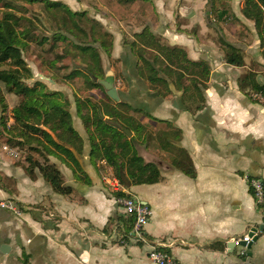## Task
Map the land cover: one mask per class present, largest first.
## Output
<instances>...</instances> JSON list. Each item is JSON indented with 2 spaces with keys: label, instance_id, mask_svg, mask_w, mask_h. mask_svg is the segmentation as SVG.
I'll list each match as a JSON object with an SVG mask.
<instances>
[{
  "label": "crops",
  "instance_id": "crops-1",
  "mask_svg": "<svg viewBox=\"0 0 264 264\" xmlns=\"http://www.w3.org/2000/svg\"><path fill=\"white\" fill-rule=\"evenodd\" d=\"M53 1L86 12L115 35L112 56L120 57L127 85L125 90L118 88L122 102L136 118L139 110L144 111L140 123H152L156 129L152 134L159 136L145 145V131L140 134L143 131L128 127L137 137L140 155L156 163L162 177L156 183L131 182L126 187L128 194L152 209L143 231L146 240L137 241L127 236L128 223L116 191L105 180L108 176L91 162L89 142L80 159L82 176L53 156L58 160L51 162L60 168L72 192H55L40 173L23 176L28 190L22 189L19 200L28 203V210L17 216L0 205V264H155L149 250L160 244L175 264H264V232L259 229L264 208L250 184L253 177L264 180V98L241 90L239 79L247 75V65L227 63L212 35L213 26L212 32L205 31L198 10L208 0H136L130 21L118 20L100 0ZM145 26L169 45L184 48L190 60L212 66L203 90L204 106L196 108V102L187 108L184 90L172 82V96L160 95L139 73L132 48L128 47L126 58L120 55L124 36ZM76 129L87 135L81 126ZM174 158L191 163L195 176L172 164ZM2 169L7 175L16 172L0 160ZM8 198L0 187V201ZM250 233L257 240L248 250L251 258L245 260L241 252L246 248L239 242ZM2 243L9 246L5 251Z\"/></svg>",
  "mask_w": 264,
  "mask_h": 264
},
{
  "label": "trees",
  "instance_id": "trees-1",
  "mask_svg": "<svg viewBox=\"0 0 264 264\" xmlns=\"http://www.w3.org/2000/svg\"><path fill=\"white\" fill-rule=\"evenodd\" d=\"M24 5L29 3H43L51 19L58 18V13H63L61 25L55 30L53 35L52 48L58 41H68L82 55H89L94 65L90 63L86 66V72L92 77L93 84L104 86L98 81V70H103L101 64L100 51L92 44H82L74 41L72 37L61 32L64 27L69 33L78 36L79 31L85 32L75 21L77 17L85 16L86 12H74L70 7L60 1L53 0H20ZM17 0H0V125L8 128L9 132L18 139V143L26 144L28 147L38 151H46L48 155L59 157L63 162L70 166L74 173L82 176L84 174L83 166L78 155L83 154L84 140L82 135L73 125L72 114L69 111L68 103L62 101L61 92L51 90L44 82L37 80L33 84H28L26 80L32 79L34 73L24 57V49L28 41L33 36L34 30L28 26L31 16L26 17L24 12L28 10L26 6L20 7L16 4ZM118 20L130 21L137 9V2L133 0L127 3L126 0H100ZM217 8L218 17L225 19L227 14L224 7ZM214 0H208V3L215 4ZM207 3V4H208ZM243 14L254 21L261 41H264V0H245V6L242 9ZM68 20L71 25L68 26ZM25 22V23H24ZM94 22V21H93ZM100 27L103 25L99 22ZM96 30L95 23L91 27ZM104 27H102V30ZM106 35L109 31L103 30ZM111 34V33H110ZM85 37L88 36L84 33ZM93 37V33L91 35ZM136 48L134 53L139 59L138 70L143 78L147 80L150 88L156 90L160 95L167 96L166 92L172 93L170 82L167 76L178 89H183V100L190 108L193 103L198 102L196 108H201L205 104L203 89L200 86V75L202 67L206 61L190 60L184 48L172 46L164 43V39L151 31L149 26H145L141 32L135 33ZM44 38V37H43ZM163 41H162V40ZM44 39L40 41L43 44ZM96 38L94 39V43ZM224 50V59L227 63L242 66L244 57L233 43L223 40L221 42ZM53 65V62H52ZM98 66V70H97ZM82 70L72 71L68 77H78L84 73ZM263 81L257 79L254 72L248 73L239 81V87L242 91H254L264 98V70L262 72ZM112 80V79H111ZM11 93L19 96V103L12 109L14 124L8 126L5 120L7 104L5 94ZM89 100L77 98V112L82 118L86 130L89 134L91 143V160L102 159L111 165L116 176L121 180L120 172L124 171L132 184H152L161 179L159 166L154 162H147L139 154L135 145V136L129 137L121 130L123 125L112 123L110 119H104L97 105L89 104ZM93 108V114H84L82 111ZM104 114V113H103ZM148 114V113H146ZM105 115V114H104ZM8 126V127H7ZM91 126L94 130H91ZM56 134L57 138L54 137ZM1 134V127H0ZM74 147V148H73ZM32 149V150H33ZM101 160V161H102ZM30 165L26 168L28 175L35 176V169L38 168L43 177L51 184L53 190L61 194H70L72 187L64 183L61 170L54 163H41L38 160H30ZM172 164L185 173L194 177L195 168L191 163H186L180 159H172ZM122 182V180H121ZM123 183V182H122ZM126 188V186H125ZM117 197L130 196L127 192L116 191ZM128 223V238L131 237V231L134 226V219L130 217L125 219ZM167 250L165 247H163Z\"/></svg>",
  "mask_w": 264,
  "mask_h": 264
},
{
  "label": "rangeland",
  "instance_id": "rangeland-1",
  "mask_svg": "<svg viewBox=\"0 0 264 264\" xmlns=\"http://www.w3.org/2000/svg\"><path fill=\"white\" fill-rule=\"evenodd\" d=\"M126 1L127 3H131L133 0ZM215 2L216 0H214V3ZM218 3L219 6L224 7L223 9H226L227 11L225 19H221L217 15L218 11L221 9L217 8V2L216 5L208 3L203 9L201 8L198 10L199 15L204 19L205 31L207 32L209 30L212 32L213 29L215 32H212L214 40L216 39L215 42L223 52L224 50L226 51V48L221 44L223 40L233 43L244 57V65H247L246 73L254 72L258 79L261 70H264V41H261L254 21L248 19L242 12L243 7L245 6V0H218ZM16 4L20 7L26 8L24 2L20 0H17ZM27 7L28 8L26 9L28 10V13L25 11L24 15L26 17L31 16L29 19L32 20V23L28 22V26L31 31L34 30V33L30 39L31 41H28L23 53L28 65L34 73V77L26 80V82L28 84H33L35 81L40 80L51 90L60 91L62 93L61 99L68 103L67 107L72 114L74 127L81 126V128L87 133V135L82 136L84 143L87 141L91 146L89 134L82 118L79 117L77 112L78 97L89 100V104L97 105V109L100 111L104 119H110L112 123H118L128 129L130 127L132 130L136 131V133H140V131L144 130L145 145L146 143L149 144L152 142V137L155 138L159 136V134H156L155 136L152 134L156 130L153 128L152 123H140L139 117L141 114H145L144 111L139 110L138 112L141 113H137L136 118L134 116L136 113H132L133 111H131L126 103L113 100L107 94L105 88L93 84L91 75L86 72V66L89 63L94 65V62L89 55H82V53L79 52L80 50L77 51V49L69 44L68 41H58L56 46L52 48L53 35L55 34L57 27L61 25L60 21L61 17L64 15L63 13H58V17L60 16V18L57 22L58 18H56L57 20L50 18L43 3H29V6ZM74 20L79 22L80 27L85 31L84 33L88 34V36L85 37L84 33L79 31L78 36L76 37L74 34L69 33L64 27H62L61 32L72 37L74 41L79 43H89L94 45V47L100 51L101 64L103 65V70L101 71L98 70L97 66L99 74L98 80L105 79L109 76L117 88L125 90L127 85L123 79L122 61L120 57L112 56V51L114 52L116 47H114L116 39L115 35L110 31L108 35H106L105 32H103L104 29L107 30L105 26L102 24V27H104L102 30V27L96 22L97 20L88 17L87 14L82 17H77ZM93 23H95L96 28L94 32L91 29ZM70 25L71 21L68 20V26ZM211 26H213L212 29H210ZM197 28H195V31ZM92 33L93 37H91ZM95 38L96 42L94 43ZM43 39V44H40V41ZM122 41L121 51L124 52H121L120 55L126 58L128 47L132 48L133 54L135 55L136 52L134 53V48L137 46L135 33H132L128 38L124 36ZM163 42L167 43L166 41ZM211 69L212 66L209 63H205L204 67H202V73L199 78L201 80L200 86L203 90L207 87V82L210 79V73L208 74V72H210ZM76 70H82L84 73L79 74L78 77H68L72 71L76 72ZM49 78H54L56 81L53 82ZM167 78L169 82L174 84L171 77L167 76ZM98 80L96 82H98ZM174 87L177 90H183L178 89L175 84ZM171 91L173 92L172 89ZM248 93L255 98L258 96V94L251 89L248 90ZM166 94H168L167 96H172L173 93L169 94L167 91ZM20 99L21 98L15 94H5L7 104L5 120L9 127L14 124L12 109L19 103ZM186 107L188 106L186 105ZM82 111L84 114H93V108H88L87 110L84 108ZM138 124L140 126H138ZM0 127V160L7 161L9 165L16 170L15 174L11 175H7L3 169L0 170V187L9 193L10 196L7 200H1L0 203L3 202L6 205L14 207L16 209L14 213L17 216H21L26 210H28V203L21 202L19 200V195L22 192V189L24 192L28 190L27 182H24L22 178L23 176L25 178H28L29 176L26 168L30 165V160H38L41 163L46 164L54 163L51 161H57L58 159L56 160L54 155H48L44 150H34L26 144L18 143L19 140L9 132L8 128H4L1 125ZM91 130H94L93 126H91ZM144 131L140 134H144ZM53 135L59 140L55 133H53ZM136 140L137 137H135V145L137 142ZM84 153L85 152L83 151V154L78 155L79 159H83ZM59 160L61 159L59 158ZM101 160L102 159H96L94 162L91 160V162L96 167L100 166L99 168L105 176L111 177L113 174L116 176L111 165L106 163L105 160ZM83 163L84 162H81L82 165ZM38 173L42 175L40 170L36 168L35 176Z\"/></svg>",
  "mask_w": 264,
  "mask_h": 264
},
{
  "label": "built area",
  "instance_id": "built-area-1",
  "mask_svg": "<svg viewBox=\"0 0 264 264\" xmlns=\"http://www.w3.org/2000/svg\"><path fill=\"white\" fill-rule=\"evenodd\" d=\"M105 180L111 186L114 191H123L126 192L124 183L116 177L114 174L111 177H106ZM250 184L254 189V194L256 201L259 205L264 208V180L262 178L253 177L250 178ZM120 205L122 206L123 217L128 219L133 217L134 226L131 233V238L133 240H146V237L143 233L145 224L149 221L152 216V209L150 205L135 199L132 195L126 197H117ZM2 207H6L12 211L16 209L10 205H6L3 202L0 203ZM253 236L246 235L244 240L247 242L252 241ZM164 246L154 245L149 250V258L155 264H175L174 257L163 248ZM245 253V249L241 252Z\"/></svg>",
  "mask_w": 264,
  "mask_h": 264
},
{
  "label": "water",
  "instance_id": "water-1",
  "mask_svg": "<svg viewBox=\"0 0 264 264\" xmlns=\"http://www.w3.org/2000/svg\"><path fill=\"white\" fill-rule=\"evenodd\" d=\"M111 72V71H109ZM106 89L107 94L115 101H120V93L118 88L114 85L113 81L111 80V78L109 76H107V78L105 79H100L98 80ZM121 130L124 131L129 137H132L133 133L132 131H130L128 128L126 127H121ZM120 177L122 182L124 183V185L126 187H130L131 186V181L129 180V178L126 176V174L124 173V171L120 172ZM259 229L260 232H264V223L259 224ZM250 236H253L252 241L247 242L246 240H241L239 242V245H241L243 248H246V251L244 254H242L243 258L245 260H249V258H251V252L248 251L252 245V242L257 240V236L254 235V233H250ZM8 245L6 243H2V251H5L6 249H8Z\"/></svg>",
  "mask_w": 264,
  "mask_h": 264
},
{
  "label": "flooded vegetation",
  "instance_id": "flooded-vegetation-1",
  "mask_svg": "<svg viewBox=\"0 0 264 264\" xmlns=\"http://www.w3.org/2000/svg\"><path fill=\"white\" fill-rule=\"evenodd\" d=\"M119 93H120V98H121V100L119 102H122L123 96H122L121 90H119Z\"/></svg>",
  "mask_w": 264,
  "mask_h": 264
}]
</instances>
